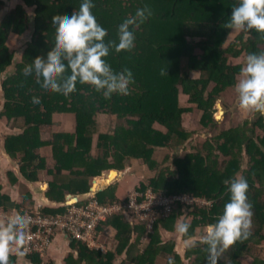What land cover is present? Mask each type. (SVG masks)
I'll return each mask as SVG.
<instances>
[{
	"label": "trees",
	"instance_id": "1",
	"mask_svg": "<svg viewBox=\"0 0 264 264\" xmlns=\"http://www.w3.org/2000/svg\"><path fill=\"white\" fill-rule=\"evenodd\" d=\"M19 1L7 10V2L0 0V87L4 98L1 116L14 121L12 127L20 130L5 138V148L8 154L21 159L22 175L29 181L37 180L38 170L45 168L39 149L50 146L56 162L48 191L53 200L64 203L66 194H85L93 178L106 176L110 170L124 171L130 161H140L156 173L139 186L141 193L146 195L151 189L170 198L194 196L202 201L175 202L169 215L159 216L144 252L138 251V245L142 246L147 236L146 225L138 221L134 227L124 220L123 214L114 215L99 232L106 225L116 229L115 249L90 248L73 240L77 257L70 255L68 263L117 264V255L130 250L132 264H168L169 256L174 258V264H187L190 260V264H207V246L199 242L200 237L229 198L225 181L244 176L252 212L249 235L219 249L216 260L217 264H264V246L260 248L264 244V115L260 113L253 122L221 131L197 152L170 154L165 162L155 158L157 150H178L184 143L185 147L190 145L193 132L184 127L186 113L197 110L206 127H218L215 107L222 101V94L238 81L241 67L229 65L228 56L239 58L264 50V33L223 27L238 0H93L91 11L107 30L105 41L116 39L117 25L137 8L147 5L152 13L144 22L130 26L135 33L131 49L117 52L110 48L105 57L114 70L131 69L134 78L127 94L113 93L107 98L87 83H77L75 90L65 95L44 92L34 76L25 78L24 67L36 58H46L54 47L52 19L78 10L81 0ZM30 10L32 13H28ZM237 30L236 41L224 50L229 36ZM27 32L28 39L19 53L21 59L16 61L18 52L11 51L8 41ZM193 72H198L199 78L193 77ZM184 96L189 97L193 107L182 103ZM33 100L38 103L33 104ZM55 116L68 117L74 130L61 127L45 139L43 131L58 124ZM100 116L109 120L106 129L100 128L105 126V122L101 125ZM259 131L262 137L258 136ZM244 155L249 156L251 163L245 171L241 168ZM221 157L228 160L220 164ZM170 158L175 169L167 164ZM65 171L69 175L64 179ZM104 182L103 185L109 184ZM99 183L95 180L94 187ZM110 190L113 189L103 190L95 197L111 202L115 197ZM21 207L25 205H14L0 187L1 211ZM67 208L63 205L49 211L35 210L43 215H57ZM180 219L190 225L187 236L197 241L185 254L175 251V240L165 242L160 231L164 228L165 233L175 232ZM135 235L138 237L133 244ZM26 257L42 264L37 254ZM15 260L16 255L8 254V264Z\"/></svg>",
	"mask_w": 264,
	"mask_h": 264
},
{
	"label": "clouds",
	"instance_id": "2",
	"mask_svg": "<svg viewBox=\"0 0 264 264\" xmlns=\"http://www.w3.org/2000/svg\"><path fill=\"white\" fill-rule=\"evenodd\" d=\"M92 7L93 0H81L78 10L52 19L54 47L46 58H36L23 69L25 78L34 76L42 91L67 95L75 90L77 83H87L106 98L113 93L127 94L128 85L134 79L131 69L114 70L105 57L110 48L119 52L134 46L135 33L130 26L144 22L151 16V10L147 5L137 8L133 15L126 16L117 25L116 39L105 41L107 30L97 22ZM223 27L264 33V0H238L231 7L230 19ZM239 72L240 78L234 85L238 106L264 115V50L249 52ZM37 103L33 100V104ZM225 183L229 198L215 220L207 225L199 241L207 246V264H217L219 249L249 235L252 212L246 195L248 182L244 176H237ZM29 223V219L17 215L0 226V264H8L12 245H16L19 254L23 255L20 246L24 243V230ZM189 227L187 221L175 225V231L186 236L183 240L185 248L197 244L187 236ZM168 264H174L173 257H168Z\"/></svg>",
	"mask_w": 264,
	"mask_h": 264
},
{
	"label": "crops",
	"instance_id": "3",
	"mask_svg": "<svg viewBox=\"0 0 264 264\" xmlns=\"http://www.w3.org/2000/svg\"><path fill=\"white\" fill-rule=\"evenodd\" d=\"M4 100V99H3ZM3 106V104H2ZM1 113V111H0ZM58 117V116H56ZM54 118V121L58 122V125H61L62 122L69 120L68 117H59L61 119ZM66 119V120H65ZM60 130V129H59ZM59 130L55 131L58 132ZM63 130V128H62ZM20 130L17 128H13L12 124L8 128L4 119H2L0 114V187L1 191L7 195H9L14 202V205H22L25 207L32 208L33 210H52L58 209L60 206L67 205L72 201H75L74 198H77V201L86 200L87 198L97 195L99 192L103 190H107L108 188H112L113 190L109 192H113V196L115 200H123L125 197L137 190L139 186L145 181V177L149 173V167L145 164H142L140 161H130L124 171H118L117 176L109 183V184H101L104 179L107 178L109 172H107L106 176H98L90 180L89 192L85 194H66L64 203L61 201H56L51 199L48 196V191L50 189V184L53 182L54 178V167L56 162L53 160L52 151L50 146H44L39 149V153L45 159V168L38 170L37 180L29 181L27 180L21 173V159L17 156L16 158L8 154L5 148V138L12 133H18ZM50 147V148H49ZM39 163V160H36V164ZM64 179L68 178L69 172H64ZM100 180L99 186L94 187L95 180ZM63 181V180H62ZM114 201V200H113ZM111 201V202H113ZM125 221H129L132 226H138V220L132 218L130 214H123L122 216ZM145 225V223H142ZM4 226V225H0ZM171 233V232H169ZM117 231L113 226L106 225L102 229L100 242L103 247L107 250H114L117 242L116 239ZM136 236V235H135ZM137 237H134L132 240L133 244H136ZM145 237V236H144ZM73 240L71 237L67 236L64 233H58L51 244V247L47 253V260L50 264H69L67 259L70 255H74L77 257V251L73 248ZM143 241V240H142ZM139 246L141 244L139 243ZM138 246V249H140ZM142 247V246H141ZM134 248V246H133ZM136 249V248H135ZM20 251L21 248H20ZM126 250L124 254L117 255L118 264L126 261L128 264H132L130 259V250L127 252ZM144 252V250H143ZM9 254L16 255V260L12 264H36L35 262L30 260V257H26V255L19 254L16 245H12L9 248ZM41 259V258H40Z\"/></svg>",
	"mask_w": 264,
	"mask_h": 264
},
{
	"label": "built area",
	"instance_id": "4",
	"mask_svg": "<svg viewBox=\"0 0 264 264\" xmlns=\"http://www.w3.org/2000/svg\"><path fill=\"white\" fill-rule=\"evenodd\" d=\"M178 201L193 204L200 199L194 196L170 198L151 189L146 195L135 190L129 193L126 199L113 202H102L93 195L83 204H79V201L68 203L65 205L68 207L67 210L57 215H43L40 211L28 207L10 212L0 210V224L7 223L17 215L29 219L30 223L24 230L23 254H37L42 264H50L46 258L47 253L58 233H64L90 248L106 250L100 242L102 232H99V229L109 218L119 214H130L139 223H145L146 227L154 229L159 216L169 215L172 212V205Z\"/></svg>",
	"mask_w": 264,
	"mask_h": 264
},
{
	"label": "rangeland",
	"instance_id": "5",
	"mask_svg": "<svg viewBox=\"0 0 264 264\" xmlns=\"http://www.w3.org/2000/svg\"><path fill=\"white\" fill-rule=\"evenodd\" d=\"M7 2V6L6 9L8 10L10 7H15L17 5V3H19V0H5ZM28 13H32V11H28ZM241 31V29H239ZM239 30H237L234 34H231L229 36L228 41L224 44L223 49H227L228 46L230 44H232L233 42H235V37L237 35V33L239 32ZM28 35L29 33H25L23 36L21 37H12V39L10 41H8V45L11 49V51H16L18 52V54L16 53L15 58H19L16 61H19L21 59V54H19L20 52H22L23 50V45L25 44V42L28 39ZM191 41L195 42V43H199L201 41V39H190ZM244 57L245 55H241L239 58H233L228 56V64L229 65H233V66H241L243 64L244 61ZM192 76L195 78H199L200 74L198 72H193ZM237 78H240V74L237 76ZM3 92L1 90L0 87V111L2 113L3 110V106L2 104L4 103L3 100ZM184 105L187 107H193V104H191L189 102V97L184 96L182 98ZM216 111H215V116L216 119L220 121V125L218 127H213L211 128V126L206 127L203 123H202V113H200L199 111H194V112H189L186 113V115L184 116V127L185 129H187L188 131H192V136L190 137L191 142L190 145L185 147L184 144L181 146L180 149L178 150H173V149H161V150H157L156 154H155V158L159 161V162H165L167 160V158L170 156V154H178V155H186L188 152H197L199 150H202L204 148V145L206 144V142H208V140H214V138L219 135V133L223 130H227L231 127H239L242 126L246 121L248 122H253L256 118L257 115H259L260 113L258 111H254V110H245L242 109L238 106V99H237V93L235 91L234 86L228 88L224 94H222V101H218L216 107H215ZM196 109V108H194ZM0 113V114H1ZM2 117V116H1ZM56 117V116H55ZM54 117V118H55ZM2 119H4V123L5 125L9 128L10 125L12 123H15L14 121H10L8 119H6L5 117H2ZM56 119H61L59 117H56ZM66 120V119H65ZM99 121L101 122V125H103L104 123V127H100L101 129H106L107 127H109V120L106 117H102L100 116ZM62 127L63 129H65L66 131H71L73 132V122L72 120H66L65 122H62ZM61 125L58 126H49V128H46V130H44V137L45 139H50L51 135H52V130L53 131H57L60 129ZM258 136L262 137L263 133L262 131H259ZM193 141V144H192ZM186 145V144H185ZM50 148V147H49ZM218 153V152H217ZM244 158H242V163H241V168L242 170H247L248 168H250V159L249 156L244 155ZM171 160H168L167 164L173 165V168L175 169V166L173 164V159L170 158ZM54 160V159H53ZM228 158H220V164L222 161H227ZM55 161V160H54ZM242 172V171H241ZM113 174L109 173V176L107 179L112 177ZM156 173L152 172L151 170H149L148 175L145 177V181L144 182H148L149 179L153 176H155ZM117 176V175H116ZM113 176L112 180L116 177ZM107 179H104L107 180ZM109 183V182H108ZM102 184V182H101ZM92 197V196H91ZM193 217H191L189 220L192 221ZM183 221L182 219H180L178 222ZM147 230V236L144 237L143 243H142V247L139 246L140 249H138V251L143 252V250H145V248L147 247L148 243L151 241L149 234L154 232V229H152L151 227L147 226L146 227ZM161 234H163L164 240L165 242H168L170 240H175L176 241V246H175V251H177V253L181 254L186 252L187 248L184 247L183 245V238H182V234L175 232H171V233H165L164 228H160ZM136 237V236H135ZM196 240V239H195ZM264 246V244H262L260 246V248H262ZM259 248V246H258ZM257 248V250H258ZM117 260V264L118 262V257L116 258ZM191 262V260H190ZM190 262L186 261L187 264H190Z\"/></svg>",
	"mask_w": 264,
	"mask_h": 264
},
{
	"label": "bare ground",
	"instance_id": "6",
	"mask_svg": "<svg viewBox=\"0 0 264 264\" xmlns=\"http://www.w3.org/2000/svg\"><path fill=\"white\" fill-rule=\"evenodd\" d=\"M111 174H113L112 177H111V180L109 178V179L105 180L104 183H106V182H109L110 183L112 181L113 176H116L118 173L116 174L114 171H112Z\"/></svg>",
	"mask_w": 264,
	"mask_h": 264
},
{
	"label": "water",
	"instance_id": "7",
	"mask_svg": "<svg viewBox=\"0 0 264 264\" xmlns=\"http://www.w3.org/2000/svg\"><path fill=\"white\" fill-rule=\"evenodd\" d=\"M114 171L116 174L118 173L116 170H111ZM98 182H100V179H98ZM75 201H77V198H74Z\"/></svg>",
	"mask_w": 264,
	"mask_h": 264
}]
</instances>
